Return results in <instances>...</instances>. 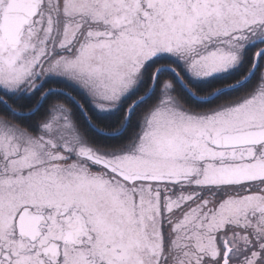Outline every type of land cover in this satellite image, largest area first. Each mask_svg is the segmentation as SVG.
Masks as SVG:
<instances>
[{"label":"snow or ice","instance_id":"snow-or-ice-1","mask_svg":"<svg viewBox=\"0 0 264 264\" xmlns=\"http://www.w3.org/2000/svg\"><path fill=\"white\" fill-rule=\"evenodd\" d=\"M46 77L138 128L35 115L80 103ZM0 264H264V0H0Z\"/></svg>","mask_w":264,"mask_h":264},{"label":"trees","instance_id":"trees-1","mask_svg":"<svg viewBox=\"0 0 264 264\" xmlns=\"http://www.w3.org/2000/svg\"><path fill=\"white\" fill-rule=\"evenodd\" d=\"M237 71L238 70H234L230 73L216 75L206 80H195L188 77L189 87L196 92V96H193L178 80L176 81L175 86L177 91L184 97L189 105L196 107L197 109L212 107L215 103L219 102V98L204 101L198 99V97L206 96L211 93L214 88H222L223 85L231 83L233 77L237 75ZM42 87L56 89L68 88L71 90L73 96L78 97L80 103L77 104L76 100H73L72 97L67 96L63 92H49L46 103L35 115H40L47 107V104L53 102L54 100H62L72 108L74 119L77 121L84 136L94 144L107 146L115 143H124L130 138L131 133L138 128V124L136 122H131L118 135L111 133L114 130L120 129L123 108L126 106L127 102L122 103L112 112L100 113L92 108L89 97H87L82 90L61 78H46L42 83ZM9 103L19 107L23 114L28 116V110L33 107L35 101H33L31 97L24 96L10 99ZM80 104L84 105V107L81 108Z\"/></svg>","mask_w":264,"mask_h":264},{"label":"rangeland","instance_id":"rangeland-1","mask_svg":"<svg viewBox=\"0 0 264 264\" xmlns=\"http://www.w3.org/2000/svg\"><path fill=\"white\" fill-rule=\"evenodd\" d=\"M222 74H224V73H219V74H216V75H222ZM216 75H214V76H216ZM46 78H54V77H46ZM46 78H45V79H46ZM55 78H60V77H55ZM190 78H191V77H190ZM61 79H62V78H61ZM63 80H64V79H63ZM74 86H75V85H74ZM211 100H212V99H211ZM91 106H92L93 109L97 110V111L100 112V113L112 112L113 110L116 109V108H115V109H112V110H109V111H106V112H102V111H99V110H98V109H97L92 103H91ZM214 106H215V105H214ZM212 107H213V106H212ZM120 129H121V128H120ZM120 129H119V130H120ZM123 130H124V128H123ZM123 130H121V131H123ZM121 131H120V132H121ZM120 132H119V133H120ZM111 133H115V132L113 131V132H111Z\"/></svg>","mask_w":264,"mask_h":264},{"label":"water","instance_id":"water-1","mask_svg":"<svg viewBox=\"0 0 264 264\" xmlns=\"http://www.w3.org/2000/svg\"><path fill=\"white\" fill-rule=\"evenodd\" d=\"M121 130H123V128H121V129L119 130V132H120Z\"/></svg>","mask_w":264,"mask_h":264}]
</instances>
